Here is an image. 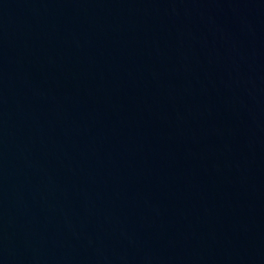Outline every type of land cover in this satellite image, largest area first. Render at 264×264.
<instances>
[{
  "label": "water",
  "instance_id": "obj_1",
  "mask_svg": "<svg viewBox=\"0 0 264 264\" xmlns=\"http://www.w3.org/2000/svg\"><path fill=\"white\" fill-rule=\"evenodd\" d=\"M0 264H264V0H0Z\"/></svg>",
  "mask_w": 264,
  "mask_h": 264
}]
</instances>
